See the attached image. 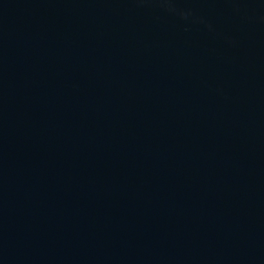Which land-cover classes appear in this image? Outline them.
Instances as JSON below:
<instances>
[{
	"label": "water",
	"instance_id": "1",
	"mask_svg": "<svg viewBox=\"0 0 264 264\" xmlns=\"http://www.w3.org/2000/svg\"><path fill=\"white\" fill-rule=\"evenodd\" d=\"M0 264H264V0H0Z\"/></svg>",
	"mask_w": 264,
	"mask_h": 264
}]
</instances>
